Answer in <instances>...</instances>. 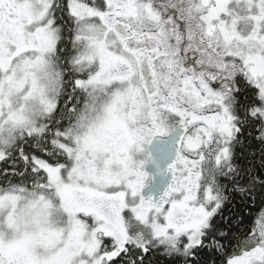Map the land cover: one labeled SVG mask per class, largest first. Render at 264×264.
<instances>
[{
	"label": "snow or ice",
	"instance_id": "1",
	"mask_svg": "<svg viewBox=\"0 0 264 264\" xmlns=\"http://www.w3.org/2000/svg\"><path fill=\"white\" fill-rule=\"evenodd\" d=\"M0 264H264V0H0Z\"/></svg>",
	"mask_w": 264,
	"mask_h": 264
}]
</instances>
